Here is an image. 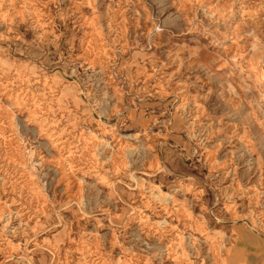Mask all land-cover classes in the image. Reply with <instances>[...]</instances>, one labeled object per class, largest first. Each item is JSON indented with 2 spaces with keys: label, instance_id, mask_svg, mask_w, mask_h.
<instances>
[{
  "label": "rangeland",
  "instance_id": "374dc122",
  "mask_svg": "<svg viewBox=\"0 0 264 264\" xmlns=\"http://www.w3.org/2000/svg\"><path fill=\"white\" fill-rule=\"evenodd\" d=\"M0 264H264V0H0Z\"/></svg>",
  "mask_w": 264,
  "mask_h": 264
}]
</instances>
